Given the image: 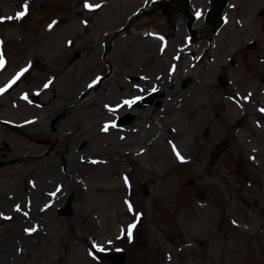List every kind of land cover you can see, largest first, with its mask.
Instances as JSON below:
<instances>
[{
    "label": "rangeland",
    "instance_id": "374dc122",
    "mask_svg": "<svg viewBox=\"0 0 264 264\" xmlns=\"http://www.w3.org/2000/svg\"><path fill=\"white\" fill-rule=\"evenodd\" d=\"M87 2L100 7L0 0V17L28 5L22 19L0 22V88L28 68L0 94V255L9 236L40 230L0 263L111 264L90 255L97 245L124 249L122 264H264V0H229L228 21L215 33L203 18L195 22L193 52L184 48L181 3L170 22L154 8L126 26L142 0ZM194 7L205 11L210 0ZM157 88L149 105L124 103ZM97 108L106 114L93 116ZM173 145L188 163H178ZM68 152L82 166L66 185ZM133 223L129 240L124 229Z\"/></svg>",
    "mask_w": 264,
    "mask_h": 264
},
{
    "label": "bare ground",
    "instance_id": "6f19581e",
    "mask_svg": "<svg viewBox=\"0 0 264 264\" xmlns=\"http://www.w3.org/2000/svg\"><path fill=\"white\" fill-rule=\"evenodd\" d=\"M199 26V25H198ZM209 26V25H208ZM146 31H148V30H146ZM142 32H145V30H143ZM151 41H153V40H151ZM197 45V50L198 51H202L203 50V45L202 44H200V43H197L196 44ZM207 49V48H206ZM206 49L204 50V53H205V51H206ZM233 51V49H231V55H232V52ZM109 56L107 55V58H106V60H108L109 58H108ZM33 62H34V65H36L37 64V62H40V60L38 59V58H34L33 59ZM41 65V67H43V65L42 64H40ZM37 66V65H36ZM25 74H27V72L26 73H24V75ZM20 80V79H19ZM19 80L17 81V83L19 82ZM16 83V84H17ZM90 88V87H89ZM83 103H86V101L85 102H83ZM82 103V104H83ZM62 106H64V104L62 105ZM120 108H122V111H124V110H126V107H124L123 105H121L120 107H119V109ZM67 112V114L68 113H70V112H72L73 111V108H70V109H68V110H66ZM95 111V114H93V116L95 115V116H97V117H99V116H104V114H106V112H105V110H103V109H100V108H97L96 110H94ZM197 111V109H193L192 110V114H194L195 112ZM219 112V111H218ZM116 114V113H115ZM37 125V123H32V124H28L27 125V127H24L23 129L21 128L20 130L22 131H24V129L25 128H31V127H35L36 125ZM26 130V129H25ZM28 131V130H27ZM37 132H42V130H37ZM28 133L29 134H31V132H29L28 131ZM3 153V152H2ZM68 154H69V158L68 159H65L64 160V162H65V164H66V169H65V171H64V173L62 174V175H65L64 176V178L63 179H61L62 181H63V184L65 183L66 185L67 184H69L70 183V181L73 179V177H71V175L73 176L74 175V173L76 172L75 170H78L82 165L78 162V161H76L75 160V158L73 157V154H72V152L70 153V152H68ZM16 158V157H15ZM15 158H13V156H12V158H10V161L11 160H13V159H15ZM185 160V162H180V161H178V163H180V164H182V163H188L189 162V160L188 159H184ZM61 174H59L58 176L59 177H61L62 176ZM56 178H58V177H56ZM53 184H54V181L52 180L51 181ZM63 184L62 183H60V186H62V188H63ZM51 193H52V190L50 191ZM60 192V191H59ZM54 194V195H53ZM53 194H51V198L53 199V200H56L57 198H55V196L57 195V193L55 192V193H53ZM42 195L41 194H34V199H38L39 197H41ZM57 196H59V195H57ZM56 196V197H57ZM50 198V199H51ZM43 199V198H42ZM49 202L50 201H46V202H43L42 204V207L44 208L47 204H49ZM21 222V221H20ZM137 228V227H136ZM9 229V228H8ZM37 229H39V228H37ZM35 230V231H33V232H29V231H23V234H21V235H19L18 237H17V239L15 240V238L13 237V236H9V238L6 240V242L4 243V247H3V249H2V252H1V255H0V262H1V259H2V257H3V255L5 256L7 253H10V252H12V249L15 247V244H21V242L23 241V239H25L26 237H28V236H33V235H35V234H38L39 233V231L38 230ZM22 240V241H21ZM17 246V245H16ZM1 264V263H0Z\"/></svg>",
    "mask_w": 264,
    "mask_h": 264
},
{
    "label": "snow or ice",
    "instance_id": "6c2138e0",
    "mask_svg": "<svg viewBox=\"0 0 264 264\" xmlns=\"http://www.w3.org/2000/svg\"><path fill=\"white\" fill-rule=\"evenodd\" d=\"M84 7H85V9H87L89 11H92V10H95V9L99 8L100 5L99 4L92 5V4L88 3L87 0H85ZM27 12H28V5L25 4L23 6V10L18 12V13H16L15 17H0V22H3L4 20H12V19L19 20V19H22L27 14ZM197 15H199V13ZM53 23H55V22H53ZM52 27H53V25L50 24L49 28L51 29ZM161 39H163V38L161 37ZM69 43L71 44V41H69ZM4 65H5V60H4L3 54L0 53V69H2L4 67ZM30 66L31 65H29V67ZM27 71H28V68L26 67V68L22 69L19 73H17L16 76L11 81H9V83L4 88H0V94H3L4 92L8 91V89L12 88L17 83V81L21 78V76H23L24 73H26ZM98 81H99V78H97L96 81H93V83L90 84L89 87H93ZM51 83H52V81H48L47 83H45L44 84V88L47 89ZM153 91H156V89H153ZM36 95H39V93H36ZM22 99L28 100L29 99L28 95L25 94L24 96H22ZM137 99H139V98H137ZM134 102L135 101H124L125 104H129V105H131ZM260 111L264 112V109H260ZM111 127H115V124H112ZM108 129H109V125H105L104 128L102 129V131L107 132ZM173 151L175 152V154L177 156V159L180 162H185L184 157L179 153V151L176 149L175 145H173ZM93 162L95 163V161H93ZM124 180H125V184H129L128 177H125ZM126 203H128L129 211L132 212L133 211V206L131 205V203H129L127 201H126ZM17 210L19 211V206H17ZM25 215H27V213H25ZM136 220H137V222H139L140 214H137ZM136 226H137L136 223H133V224H131L128 227V229L126 231V235H127L129 240L132 239L133 229H135ZM26 231L32 232V231H35V229L34 228L30 229V230L26 229ZM109 243H111V242H109ZM93 248H95L97 251H100V252H104L105 251V249L103 247H99L97 245H93ZM92 254L93 253L90 252V255H92Z\"/></svg>",
    "mask_w": 264,
    "mask_h": 264
},
{
    "label": "water",
    "instance_id": "95a60500",
    "mask_svg": "<svg viewBox=\"0 0 264 264\" xmlns=\"http://www.w3.org/2000/svg\"><path fill=\"white\" fill-rule=\"evenodd\" d=\"M227 3V0H213V5L215 7H217V9L215 11H211L208 15H207V20L212 22V28L213 30L217 29L221 20V11L223 9V7L225 6V4ZM168 4H161L160 6L162 8H168ZM221 82L223 85H225L226 83V77L223 75L221 77ZM187 83L184 81L182 86H185ZM157 94H160L159 91H154L152 92L150 95L145 96L143 99H141L140 102H137L138 105L144 104V105H148L151 104L153 97H155ZM32 100H35V97H31ZM123 119L119 120V123H122ZM221 153V148H219L213 155L212 159L210 160V163H212ZM1 164V162H0ZM146 193H148V191L146 190ZM62 213H66L69 214L70 213V208H69V201L67 202L66 206L64 209H62L61 211ZM96 255L98 257L110 260L112 262H114L115 264H119L121 262L124 261V252H121L117 255H113V254H101L98 253L97 251H95Z\"/></svg>",
    "mask_w": 264,
    "mask_h": 264
},
{
    "label": "flooded vegetation",
    "instance_id": "af4514ba",
    "mask_svg": "<svg viewBox=\"0 0 264 264\" xmlns=\"http://www.w3.org/2000/svg\"><path fill=\"white\" fill-rule=\"evenodd\" d=\"M175 2L181 3V5H182V7H183L182 2H180V1H175ZM175 2H174V3H175ZM174 3H173V4H174ZM172 6H173V5H172ZM173 12H174V7L172 8V12H171V16H170V18L162 12L163 15H165V18L167 19L168 22H170V21L172 20ZM183 12H184V15L186 16V12H185L184 7H183ZM186 18H187V16H186ZM174 26H175V23H174Z\"/></svg>",
    "mask_w": 264,
    "mask_h": 264
}]
</instances>
